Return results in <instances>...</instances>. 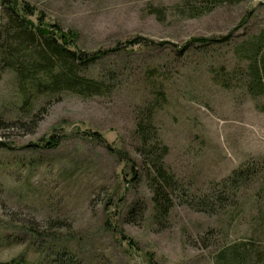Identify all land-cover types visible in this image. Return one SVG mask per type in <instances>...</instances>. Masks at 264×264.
<instances>
[{
  "label": "rangeland",
  "instance_id": "1",
  "mask_svg": "<svg viewBox=\"0 0 264 264\" xmlns=\"http://www.w3.org/2000/svg\"><path fill=\"white\" fill-rule=\"evenodd\" d=\"M17 1L80 50L122 49L82 69L109 79L104 95L61 91L22 105L13 73L0 71V262L214 264L220 247L249 237L264 252V111L238 50L264 33V0L209 10V0ZM133 37L149 42L127 44ZM150 113L179 187L158 222L135 133ZM238 170L246 176L218 203L219 181ZM186 195H210L212 207Z\"/></svg>",
  "mask_w": 264,
  "mask_h": 264
},
{
  "label": "trees",
  "instance_id": "2",
  "mask_svg": "<svg viewBox=\"0 0 264 264\" xmlns=\"http://www.w3.org/2000/svg\"><path fill=\"white\" fill-rule=\"evenodd\" d=\"M209 1L211 2L206 10L228 0ZM0 9V71L7 69L13 73L16 92L22 97V105L37 95L61 91L81 97L109 93L113 86L108 78L104 80L102 77L88 76L82 73V69L101 55L122 49L119 43L109 49L90 52L80 50L75 46L71 32L62 31L56 24L34 23L22 13L25 10L26 14L27 9L24 4L19 5L17 0H0ZM199 13L200 11L194 12L192 16ZM198 40L205 39L192 38L190 41ZM147 42L149 41L142 37H133L127 44ZM240 48L243 50L241 56L249 60L247 91L254 98L262 97L257 108L264 111V33L248 39L238 50ZM135 133L139 139L137 152L141 156V166L145 170L147 187L151 192L152 218L158 222L166 217L173 204L171 195L179 187L174 176L164 168L162 158L167 147L154 136L151 113L135 123ZM57 142V137L50 136L45 145L55 146ZM241 176L246 174L238 170L221 179L218 183L221 195H214V199L218 203L226 201V191H230L233 196ZM184 198L190 206L197 207L198 210L212 207V202H209L210 195H204L197 200L190 199L187 195ZM134 212L133 205L127 213ZM254 240V237H249L247 243L232 242L223 245L213 255L214 264H264V252L257 249L260 241ZM0 264L45 263L11 258Z\"/></svg>",
  "mask_w": 264,
  "mask_h": 264
}]
</instances>
